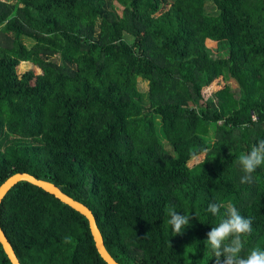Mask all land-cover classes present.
<instances>
[{"label":"trees","instance_id":"16d2710c","mask_svg":"<svg viewBox=\"0 0 264 264\" xmlns=\"http://www.w3.org/2000/svg\"><path fill=\"white\" fill-rule=\"evenodd\" d=\"M28 61L41 73L19 74ZM260 139L264 0H0V186L15 172L55 184L117 262L215 264L213 202L252 218L242 256L264 250V165L241 183L238 163ZM170 210L191 217L182 234ZM0 227L22 264H107L87 220L29 182Z\"/></svg>","mask_w":264,"mask_h":264},{"label":"clouds","instance_id":"9594fccd","mask_svg":"<svg viewBox=\"0 0 264 264\" xmlns=\"http://www.w3.org/2000/svg\"><path fill=\"white\" fill-rule=\"evenodd\" d=\"M238 163L244 173L241 183H251L252 174L264 165V139L253 144L249 152L241 154ZM222 207L225 208L223 218L217 226L211 228L204 241L215 256V264H264V250L259 248L252 249L246 257L241 255L244 248L242 238L252 232V218L242 216L231 203L222 205L213 202L208 205L207 211L213 216L221 215ZM168 215L170 218L167 223L172 226L175 235L182 234V229L190 223L191 217L181 215L175 210H170ZM64 241L70 242V237H65Z\"/></svg>","mask_w":264,"mask_h":264},{"label":"water","instance_id":"95a60500","mask_svg":"<svg viewBox=\"0 0 264 264\" xmlns=\"http://www.w3.org/2000/svg\"><path fill=\"white\" fill-rule=\"evenodd\" d=\"M29 182L46 192L52 194L57 199H59L62 203L70 206L73 208L76 212L81 214L88 223L89 231L92 236L95 249L99 256L107 263V264H121L120 262H117L114 260L111 255L106 250L102 235L97 227L96 221L94 216L92 215V212L82 203L78 202L77 200L73 199L72 197L65 194L59 187H57L55 184L44 181V179L38 178L35 175L28 173V172H15L8 176L6 181L0 186V204L5 197V195L8 193V191L17 185L20 182ZM0 244L8 257L11 264H22L20 259L17 256V253H15L12 245L8 242L5 234L3 233L1 227H0ZM161 264H169V263H161Z\"/></svg>","mask_w":264,"mask_h":264},{"label":"rangeland","instance_id":"374dc122","mask_svg":"<svg viewBox=\"0 0 264 264\" xmlns=\"http://www.w3.org/2000/svg\"><path fill=\"white\" fill-rule=\"evenodd\" d=\"M2 1H5V0H2ZM206 12L207 13H209V14H216L217 13V10H216V8H214L211 4H209V3H207L206 4ZM125 37L128 39V40H132V37L129 35V34H126L125 35ZM27 45H30V42L29 41H27ZM207 48H208V50L210 51V53H212L213 54V56H218V53H217V46L216 45H214L212 42H208L207 43ZM22 66H24L25 68H24V71H27V70H29V69H33L36 73H41V69L40 68H38L36 65H34L32 62L31 63H21L20 64V66L18 67V73L19 74H21L22 72H24L22 69H21V67ZM138 86H139V89H140V91H142V92H147V90H148V87H149V85H148V82H146V80H142V79H138ZM231 85H232V87H234L235 88V84H234V82H231ZM204 157V155H200V156H198L197 158H195V159H193V160H191V162H190V164H193L194 162H197L199 159H201V158H203Z\"/></svg>","mask_w":264,"mask_h":264},{"label":"built area","instance_id":"2783aa9c","mask_svg":"<svg viewBox=\"0 0 264 264\" xmlns=\"http://www.w3.org/2000/svg\"><path fill=\"white\" fill-rule=\"evenodd\" d=\"M254 119H256V116H254Z\"/></svg>","mask_w":264,"mask_h":264},{"label":"crops","instance_id":"0c3cea01","mask_svg":"<svg viewBox=\"0 0 264 264\" xmlns=\"http://www.w3.org/2000/svg\"><path fill=\"white\" fill-rule=\"evenodd\" d=\"M28 62H29V61H28ZM28 62H27V63H28ZM25 63H26V62H25ZM29 63H31V62H29Z\"/></svg>","mask_w":264,"mask_h":264}]
</instances>
